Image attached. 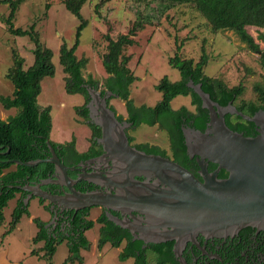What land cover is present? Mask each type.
Here are the masks:
<instances>
[{
	"label": "trees",
	"instance_id": "1",
	"mask_svg": "<svg viewBox=\"0 0 264 264\" xmlns=\"http://www.w3.org/2000/svg\"><path fill=\"white\" fill-rule=\"evenodd\" d=\"M171 8L177 4H185L189 8L201 13L207 20L210 29L214 32L219 30H231L238 33L241 40L246 42L248 46L259 51L262 56V64L264 66V52L260 51L259 45L256 43L253 35H251L247 27L253 26L264 28V0H154ZM23 0H0V3L9 5L10 11L5 18L8 31L16 36H29L34 43V63L28 68L24 67L25 59L20 55L17 49H13L14 64L7 72V77L14 85L11 95H1L0 102L5 109L17 108L15 115L3 119L0 116V223L5 219L4 209L11 199L17 194V204L12 212V220L10 228L7 232L13 231L24 215H30L29 203H25L27 190L22 187L25 185H34L42 180L54 178L56 166L52 162H41L35 166H27L16 163L14 160L24 162L44 159L52 155V151L48 145V140L66 165H72L73 162L87 159L93 154L101 153L103 148L97 142L101 136V127L90 119L88 103L91 96L88 87L101 90V94L107 91L114 93L108 99V104L116 113V108L110 103L114 97H119L125 101L128 122L133 127H138L142 123L150 126L158 125L168 135L170 147L169 150L161 149L159 146L150 143H137L138 149H143L147 153L159 152L162 155L171 156L177 161L184 163L181 158L188 160L187 146L185 143L184 131L182 125L190 123V126L201 131H205L210 121L209 109L203 107L201 96L189 86V82L201 84L202 89L210 94L213 101L218 102L222 106L232 102L239 111L253 116L258 110L264 109V85L256 84V100H241L240 97L245 90L243 83L236 86L228 85L223 79L206 74L205 68L209 62V55L205 47H202V54L199 59L188 57L183 51L184 42L176 36L174 40L175 52L169 57L168 62L179 70L181 78L172 81L168 75L163 76L156 84V88L162 93L161 100L154 106L143 104L137 106L131 97V85L135 83L138 76L130 68L132 56L127 53V48L136 44L135 37L144 29L147 22L143 17L137 19L129 28L127 33H121L116 39L106 34L108 39L107 51L103 55V66L107 76L103 81L94 77L86 78L84 69L89 63L86 56L79 57L76 51L80 45L82 31L88 25V20L83 16L81 10L87 0H64L66 8L73 13L79 20L76 30L75 42L70 46L64 42L60 47V63L66 73L65 88L68 93H79L84 95L86 101L77 108V112L81 115L92 129L91 147L81 152L76 147V138L73 137L67 142H55L51 140L50 135L53 127L51 106L40 107L38 104V96L41 93V81L46 76H53L56 72V66L53 62L54 51L46 46L40 38V34L33 24L29 28L15 26V19L18 9ZM102 1L96 4L97 10L102 5ZM264 37V34H262ZM179 95L190 96L191 103L195 107L191 110L189 107L182 105L175 109L172 101ZM118 114V113H117ZM226 123L234 131L243 133L245 136H256V125L252 121L244 119L237 114H226ZM120 121L124 120L122 114H118ZM195 121L191 123V121ZM131 142L135 138L130 135ZM186 165V164H185ZM70 177L74 175L69 171ZM72 178V177H71ZM50 187H59L57 183H46L42 185V189L50 191ZM34 197V196H33ZM39 198L44 204L45 199ZM49 210V206L45 205ZM85 208L76 213L75 218V237H54L52 232L46 228V222L41 218L35 217L34 221L38 226V231L33 238L35 244L43 242V246L33 249V255H40L51 260L57 251V246L67 240L69 245V255L66 262L73 264H84V258L81 254L82 249H90L91 242L86 236V231L90 230L99 223L100 234L98 239V247L102 248L107 243L113 247H119L123 238H127L126 246L119 252L120 260L124 261L133 258V264H150L149 253L155 256V264H179L174 255L172 244H152L148 249L142 248V242L133 241L130 233L119 234L117 230L121 227L112 222L105 213L97 217L96 220L89 219V210ZM72 219V210L67 212ZM73 214L74 211H73ZM72 224V220H71ZM110 226H113L109 229Z\"/></svg>",
	"mask_w": 264,
	"mask_h": 264
},
{
	"label": "rangeland",
	"instance_id": "2",
	"mask_svg": "<svg viewBox=\"0 0 264 264\" xmlns=\"http://www.w3.org/2000/svg\"><path fill=\"white\" fill-rule=\"evenodd\" d=\"M101 1L103 4L97 10L96 4ZM9 11L8 4L0 3V96L11 95L14 90L13 83L7 77V72L14 64L12 50L17 49L25 59V68L35 60V45L30 37L16 36L8 31L5 18ZM81 12L89 23L82 31L76 54L89 58L83 71L84 76L100 81L107 76L102 61L108 45L106 34L116 39L119 34L127 33L140 17L147 21L144 29L135 37L136 44L127 48V53L132 56L130 68L138 76L137 81L131 85V97L137 106H154L161 100L162 93L156 88V84L163 76L168 75L172 81L181 78L179 70L168 62L175 52L176 36L184 42L182 52L188 57L199 59L202 47H205L210 58L205 68L206 74L219 77L230 86L244 84V93L236 102L243 99L255 101V85H264L261 53L251 49L235 31H212L203 15L185 4L166 9L163 4L154 0H87ZM79 22L66 8L64 0H23L17 12L15 26L27 29L34 24L41 41L54 51L55 75L46 76L41 81L42 90L38 96L40 107L51 106V140L61 143L75 137L77 148L83 151L91 141L92 129L79 115L77 108L86 99L82 94L66 91V73L60 63V47L64 42L70 46L75 42ZM247 30L253 35L260 51L264 52V28L248 26ZM110 103L118 114L128 117L124 100L114 97ZM182 105L195 109L190 96L179 95L172 101L175 109ZM17 111V108L5 109L0 102V116L3 119L15 115ZM128 134L135 138L134 144H159L170 151L168 135L158 125L142 123L135 128L129 126ZM19 197L20 194H17L8 202L4 209L5 219L0 223V264H73L66 262L69 255L67 240L57 246L51 260L42 257L43 252L40 255L32 254L34 248L40 251L44 244L33 242L38 231L34 218H41L47 225L52 219V213L45 206L48 200L42 204L37 196L32 197L29 201L30 215H24L17 227L6 233ZM100 212L101 208L93 207L89 219L96 220ZM100 226L96 223L86 231L91 247L81 250L84 264H133V258L120 260L121 247H113L110 243L102 248L98 247ZM154 256L149 253L150 264H155Z\"/></svg>",
	"mask_w": 264,
	"mask_h": 264
},
{
	"label": "water",
	"instance_id": "3",
	"mask_svg": "<svg viewBox=\"0 0 264 264\" xmlns=\"http://www.w3.org/2000/svg\"><path fill=\"white\" fill-rule=\"evenodd\" d=\"M188 84L201 96L203 107L210 112L205 131L196 128L183 130L188 153L200 157L204 181L169 157L147 153L132 146L127 134L132 123L120 121L118 114L109 107L108 99L114 93L107 91L102 95L101 90L87 86L91 96L87 105L90 115L88 122L101 127L102 134L97 142L104 153L110 156L116 169L111 180L119 189L132 186L134 194L125 197L112 190L77 191L72 186L75 181L68 173L74 168L62 162L48 140L52 151L50 157L28 162L14 160L27 166L44 161L56 166L55 178L22 187L29 192L25 203L28 204L33 196H37L61 210L93 206L115 209L128 204L134 211L157 219L159 226L164 228L155 240H151L153 242L177 239L178 243L179 238L185 235L194 237L199 233H214L227 228L264 226V109L250 116L239 111L232 102L222 106L213 101L201 84L193 81ZM228 113L254 122L258 134L245 136L231 129L225 118ZM208 161L218 163L219 168L227 170L228 177L219 179L217 173L209 174L206 168ZM81 170L86 176L82 175L79 179L101 177L100 173H87L84 167ZM134 172L154 174L165 186L154 190L147 182L134 179ZM50 182L60 184L68 191L63 195H55L43 190L42 185ZM143 189L146 191L143 192ZM109 217L116 224L126 227L119 218Z\"/></svg>",
	"mask_w": 264,
	"mask_h": 264
},
{
	"label": "flooded vegetation",
	"instance_id": "4",
	"mask_svg": "<svg viewBox=\"0 0 264 264\" xmlns=\"http://www.w3.org/2000/svg\"><path fill=\"white\" fill-rule=\"evenodd\" d=\"M124 120L127 121L126 118H124ZM193 122L195 121H191V123ZM131 127L133 128V126ZM186 128L195 129V127L190 126V123H188L187 125L184 123L182 125L183 130ZM255 130L256 134H258L257 128ZM128 136L130 139L129 134ZM91 144L92 142L90 141L85 151H87L91 147ZM130 144L137 148L136 144H134V142H131V140ZM152 145L159 146L161 149H163L159 144ZM152 154L162 155L159 152ZM188 155V160L184 159V157L181 158L184 163H181L180 161H177L175 158H173L171 156V153H169V156H162L169 157L173 161L190 170L199 180L204 181L202 166L200 165V157H198L196 154L188 153ZM72 163V165L67 166L74 168L72 170L70 169L69 171H72L74 173V175L71 176L72 180L75 181L72 183V186L77 191L90 192L94 190H100L102 192H107L112 190L114 193L121 194L125 197L134 194V188L132 186H128L126 188L120 187V189L119 187L114 186L113 179L111 180V178L116 172L114 166L115 164L110 159V156L104 153V150H102L101 153L91 155L87 159L80 160L78 162L72 161ZM83 167L86 169L87 173H100L101 177H86L87 179L91 180L81 178L79 179L80 176L85 175L83 170H81V168ZM206 168L209 174L217 173L219 179L228 177V171L224 168H219L218 163L208 161V163L206 164ZM133 177L136 180L147 182L151 187H154V190H160L165 186V183L163 181H159L158 177L151 173L148 174L134 172ZM121 179L123 180L124 176H122ZM94 181H96L97 183ZM100 184H102L103 186H101ZM50 188L51 190L48 192L55 195H63L64 193H66V191H68L67 188H63L60 184L59 187ZM144 191L146 190L143 189V192ZM45 202H47V200ZM45 205L49 206V211L52 213L51 222L48 223V225L46 223V228L49 230V232H52L54 237L56 238L60 236L75 237L76 229L74 227L76 213L79 212V210L85 208L61 210V208L54 206L51 202H48ZM126 206H121L120 208L115 209H109L102 206L97 207L101 208L99 216L105 213L109 219V215H112L122 220L126 227L118 225L119 227H121V230L119 231L115 229V231H118V233L120 232L119 234L123 232L130 233L132 235L133 241L142 242L143 249H148L152 244H172L174 255L179 264H264V226L248 225L238 229L227 228L214 233H199L194 237L185 235L179 238L178 243H176L177 239L167 240L163 242H153L151 240H155L158 237L159 231L164 230L163 227L161 228L159 226V221L151 217L150 215L134 211L128 204H126ZM93 207L89 208L92 209ZM91 209L89 210V213ZM71 210L72 219H70L69 214H67V212ZM73 211L75 214H73ZM111 221L114 223L113 220ZM111 227L113 226H110L109 229ZM122 240L123 241L119 246L121 247V251L124 249V247L126 246V242L128 241L126 237Z\"/></svg>",
	"mask_w": 264,
	"mask_h": 264
},
{
	"label": "crops",
	"instance_id": "5",
	"mask_svg": "<svg viewBox=\"0 0 264 264\" xmlns=\"http://www.w3.org/2000/svg\"><path fill=\"white\" fill-rule=\"evenodd\" d=\"M255 28H257V27H255ZM261 29V28H260ZM70 141V140H69ZM61 143H63V142H61ZM89 145V144H88ZM76 147H77V142H76ZM78 149V148H77ZM87 149V148H86ZM85 149V150H86ZM79 150V149H78ZM85 150H83V151H85ZM79 151H81V150H79ZM82 152V151H81Z\"/></svg>",
	"mask_w": 264,
	"mask_h": 264
}]
</instances>
